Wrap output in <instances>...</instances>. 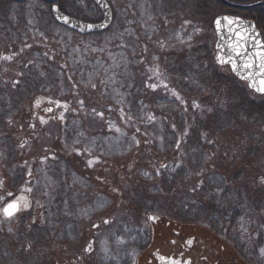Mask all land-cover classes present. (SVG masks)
Segmentation results:
<instances>
[{
	"label": "rangeland",
	"instance_id": "rangeland-1",
	"mask_svg": "<svg viewBox=\"0 0 264 264\" xmlns=\"http://www.w3.org/2000/svg\"><path fill=\"white\" fill-rule=\"evenodd\" d=\"M106 1L113 13L108 28L82 35L58 24L48 4L40 0H0V57H12L0 59V174L4 172L0 179L4 184L9 180V188L0 197L7 203L23 195L29 202V207L11 221L0 216V264H53L50 253L56 249L64 251L61 247L74 257L71 264H156L154 252L180 253L191 238L188 253L197 244L209 251L203 256L204 264H227L232 256L237 264H264L259 251L264 247V202L259 206L238 204L235 194L225 191V182L218 175H209L201 182L199 194L211 201L209 211L200 207L191 192H186L180 196L183 199L176 209H161L153 202L145 207L142 219L134 222L129 214L109 215L114 208L112 199L92 194V182L73 170L66 159L50 154L37 162H19L18 151L7 139L4 124L24 101L38 94L51 100L72 97L71 106L61 113L63 119L43 111L39 115L49 123L48 136L58 139L60 134L63 149L82 155L86 165L92 161L91 168L103 160L127 157L133 151L135 140L126 132L131 121L135 122L133 127L145 128L155 149L171 154L166 164L154 169L156 174L141 173L148 182L161 180L162 186L157 184L148 191L155 192L153 195L163 185L172 188L177 179L201 168L205 153L198 139L205 140L210 116H214V126L220 130L237 128L234 125L240 122L264 128L263 98H253L260 106L257 112L235 99L224 110L216 111L210 100L200 101L211 85H218L210 79L214 69L209 65L207 44H200L193 37L197 29L190 27V21L177 29L157 30L163 23L166 27L180 25L187 19L185 13L194 11L193 0H183V6L177 0ZM58 5L61 12L84 23L102 20L101 11L92 0H60ZM154 37L161 44L151 53L144 41ZM40 40L57 49L48 55L46 46L40 48ZM33 41L34 47L29 45ZM157 63L159 76L152 71ZM15 81L20 83L13 87ZM153 83L157 85L155 90L149 86ZM169 89L182 100L189 97L193 107L189 111L183 109V113L181 101ZM95 98L99 105L94 108ZM96 112L103 113V118ZM115 114L124 118L122 123ZM149 116L154 119L149 120ZM166 116L179 118H175L176 128H170ZM185 130L187 136L183 135ZM177 142L179 147H175ZM254 154L258 152L249 153ZM24 188L32 191L24 192ZM9 192L12 196H8ZM101 203L103 207L98 206ZM149 216H156V222ZM162 218L171 223L164 229L158 223ZM105 220L109 223L105 224ZM174 224L205 228L207 245L200 238V231L195 230L194 237H181L179 226ZM118 238L125 243L118 244ZM89 243L92 251L84 252ZM219 248L220 254L214 250ZM43 249L47 257L42 255Z\"/></svg>",
	"mask_w": 264,
	"mask_h": 264
},
{
	"label": "trees",
	"instance_id": "trees-1",
	"mask_svg": "<svg viewBox=\"0 0 264 264\" xmlns=\"http://www.w3.org/2000/svg\"><path fill=\"white\" fill-rule=\"evenodd\" d=\"M177 2L181 6L184 4V2L179 0H177ZM192 13L193 12L190 13L187 11V13H185L187 19H184L183 22L181 21L182 23L180 25H175L174 27L170 24V26H172L171 28L170 26L166 27L165 23H163L157 30L168 31V29H177L183 26L186 21H190V27L194 30L197 29L193 37L196 38L197 41L200 40V44H207L208 56L210 57L209 65L211 70L214 69V71H210V79L213 80L212 84H217L218 86L215 88L211 85L208 92L200 96V101L207 99L208 101L210 100V104L215 107V110L213 111H216L218 108L224 110V108L228 106V103L232 101V99H235V101L242 102V104L247 106L248 110L251 112L259 111L260 109L258 107L260 106L258 105L257 107L253 98L257 96L264 99V95H255L247 88L245 83L240 82L232 75L228 67H218L215 64V37L208 34L211 23L205 19L200 20V25L207 31L204 32L205 35L201 36L200 33L202 31L198 29L197 26H194L196 24L193 20ZM245 17L253 18L259 27L262 26L264 28V7L247 10ZM262 40H264V36L262 37ZM145 44L150 49L151 53H153L154 50L160 49L159 44H161V42L159 41V38L154 37L149 41H144V46ZM29 45L34 47L36 46V43L33 41L32 43H29ZM39 45L41 49H43V46H46L45 52L48 53V55L57 49V47L50 46L45 41L41 40ZM216 68L218 71H215ZM154 69L159 70L160 64L157 63V66H155ZM185 97L186 98L182 100L183 102L180 103L183 113H186L183 109L189 111L190 107H193V101L189 97ZM44 101L65 104L67 109L73 103L72 97H61L51 100L40 94L22 103L20 110H17L16 114L9 120L10 123L8 121L4 124L5 135L12 145L16 147L19 162H37L41 158L50 154L56 155L64 160L66 159L73 170L92 182V194L100 193L107 196L109 199H112L114 208L109 211V215H117L120 213L123 215L129 214L130 219L137 222L142 219L144 214H146L145 207H150L149 204H152L153 202L161 209L163 207H166L169 211L176 209L180 204V201L183 199L180 196L186 195V192H191L193 195L192 198H197L198 201H200V207H204V209L209 211L212 208L211 201L209 199L206 200L205 198L202 199L199 191H202L201 188L203 187L201 182H204L207 176L214 174L218 175L225 182V191L235 194L238 204L250 203L259 206L261 205V201L264 202V183L261 182L264 180V128L249 126L240 122L238 123L239 125H234L237 126V128L220 130L217 126H214V116H210L208 123H210L211 126L207 127L205 140H202L201 138L198 139V143L203 145L201 147L205 153L201 168L197 171L191 172L186 178L177 179L172 183V188L168 185H163L162 190H160L157 195H153L155 192H152L153 194L150 192L152 194L151 196L150 193L148 194V191L154 189L157 184L162 186V182L159 179H156L153 182H148L141 178V173L143 171H152L155 173L154 169L161 164H166L169 161L171 154L167 152L163 154L160 153V151H157L154 147L152 138L146 136L145 128L137 131V127H133L135 122L131 121L130 130L127 129L126 132H129L130 137H135V147L133 151L130 152L127 157L103 160L104 162L101 161L97 167L91 168L89 164L86 165L83 163L84 161L82 159L84 157L82 155L78 156L77 154H74V152H67L63 149L60 134L57 136L58 139L48 136L49 133L47 127L49 123L48 121H44L42 116L39 115V111H43L42 102ZM37 102L39 103L37 104ZM92 102L95 106H91H94V108L96 105H99V101L96 98L93 99ZM115 116L118 117V122L122 123V120H124V118H120L122 114L120 113V116L119 114H115ZM163 117L165 116L163 115ZM157 118L158 117H156V119ZM175 118H168L170 128L172 129L176 128ZM176 119L178 120L179 118ZM213 128H215L214 131ZM58 131L60 133V130ZM137 141L139 143H137ZM261 141L262 145H259ZM177 144L178 142L175 143V147H177ZM251 151H256L258 154L251 156L249 155ZM173 153L174 150L172 151V154ZM3 174L1 173L0 176ZM8 188L9 180H6L3 187L0 188V196H2ZM207 192H209V190H207ZM210 194H213L216 198L219 196L213 192H210ZM158 223H160L164 229L168 222L162 218ZM174 225L179 226L180 230L177 229V232H179L178 235L181 237H185L188 234H191V237H194V231H200V238H202V241L207 245L209 236L206 233L207 230L205 228L198 229V227L195 228L196 226L191 225ZM53 243L54 242L51 244L54 247L55 244ZM23 248H25V246ZM61 248H63L64 251L56 249L50 253V260L53 264H71L74 261V257L69 254L65 247ZM214 250L220 254L222 248ZM41 252L42 255H45V249ZM84 252H86L85 249ZM191 253V259L193 262V260H196L200 255L206 257L209 251H206L204 246L197 244L194 251ZM172 254L173 253H171V255ZM226 262L227 264H237L235 263L233 256L229 257Z\"/></svg>",
	"mask_w": 264,
	"mask_h": 264
},
{
	"label": "snow or ice",
	"instance_id": "snow-or-ice-1",
	"mask_svg": "<svg viewBox=\"0 0 264 264\" xmlns=\"http://www.w3.org/2000/svg\"><path fill=\"white\" fill-rule=\"evenodd\" d=\"M54 11H57V19L63 20L64 23H69V17L67 15H61L59 14L58 9H53ZM222 20L226 22V26L228 29L229 37H228V44L227 47L230 49V54L225 58L224 56L217 55L216 59L217 62L221 65L230 64L231 69L234 73H236L241 80H244L247 82L248 87L253 89L255 92L264 95V40H261L260 33L255 30V27L252 25L245 26L243 21L239 18H232L225 16L222 19H216L215 25H216V31L218 33H222ZM103 27V25H101ZM85 28L91 30L93 28L92 24L82 25L81 31H83ZM223 38V36H222ZM217 48H220V45H217ZM239 58V63H237V59ZM0 59L4 60H11V56H3L0 57ZM241 69L243 71H241ZM152 71L155 72L157 76L160 75L158 69H153ZM151 79V77H150ZM20 83V81L13 82V87H16V84ZM153 90L157 88V85L155 83L149 85ZM163 87L165 89H168L167 84H163ZM171 91V94L176 98V100L182 101V98L180 95L175 92L174 90L169 89ZM39 102H37L38 104ZM59 107L60 105L57 104ZM196 108H200L201 105L194 104ZM52 109L49 108L48 111H51ZM95 111V110H94ZM208 111L210 112L211 109L209 108ZM97 116H100L103 118V113L96 112ZM61 119H63V115L60 116ZM128 119H131V116L128 117ZM149 120H153L154 118L149 116ZM10 123V121H9ZM111 130V127H110ZM117 132L120 131V129H116ZM139 131V129H137ZM184 136L188 135L187 130L183 132ZM133 140H135V137H133ZM137 143H139L137 141ZM177 147H179V143L177 144ZM92 161H89V165H91ZM166 167V166H165ZM29 176L31 175V172L29 171ZM264 183V180L261 181ZM4 185V180L0 179V188H2ZM22 191L24 192H31V188H24ZM8 196H12V193L9 192ZM4 197H0V216H3L5 220L11 221L14 218L17 217V215L22 212L23 210H26L29 207V202L27 198L23 195L16 197L12 199L10 202L3 203ZM99 207H103V203L98 205ZM157 219L156 216H149V220L155 221ZM105 224H108L109 221L105 220ZM11 231V229H9ZM106 243V242H105ZM118 244L125 243L123 238L117 239ZM187 243L189 245L192 244V240H188ZM28 247H31V244L29 243ZM87 252L92 251V244L89 243L87 245V248L85 249ZM260 254L264 256V247H261L259 249ZM105 252H107V248L105 247ZM162 262L165 261V257H158ZM167 264H182L180 260L176 259H169L167 261ZM183 264H190V261H185Z\"/></svg>",
	"mask_w": 264,
	"mask_h": 264
},
{
	"label": "water",
	"instance_id": "water-1",
	"mask_svg": "<svg viewBox=\"0 0 264 264\" xmlns=\"http://www.w3.org/2000/svg\"><path fill=\"white\" fill-rule=\"evenodd\" d=\"M11 1H18L19 2V1H23V0H11ZM43 1H45L48 4H52L51 12H52V16L56 20V22H58L59 24L65 26V27H68V28H70L72 30L78 31L81 34L96 33V32H101V31L107 29L108 26L111 23L112 16H113L112 10H111V8L108 5V3H107L106 0H94L95 4L99 7V9L102 12V20L99 23L92 24L93 25V28L91 30L85 28L83 31H81V26L82 25H87L88 23H84L82 21H79L77 19H74V18H71V17L68 16L69 17V23L66 24V23L63 22V20H59V19L56 18L58 13H57V11H54L53 10V9H58L59 10V14L66 15L63 12H61V10L58 8V6L55 5V3L58 0H43ZM220 1L226 3L223 0H220ZM226 4H228L229 6H231L233 8H236V9L245 10V9H253V8L262 6V5H264V2H260V3L253 4V5H249V6H241V5H235V4H229V3H226ZM222 18L223 17H219L217 19H222ZM240 20L243 21V23H244L245 26L252 25V26L255 27L254 22H252L251 20H244V19H240ZM101 25H103V27H101ZM214 29H215V32H216V42H215V45H214V52H215L214 61H215L216 65H218V66H228L230 68L231 73L233 74V76L236 79H238L241 82H244L247 85V88L250 91H252L255 95L263 96L262 94H259V93L255 92L253 89L249 88L247 82L244 81V80H241L240 77L236 73H234L232 71L230 64L221 65L220 63L217 62V59H216L217 55H221V56H224L226 58L230 54V49L227 47V44L229 42V40H228L229 33H228L227 26H226V22H224L223 20H222V33H218L216 31V25H215V23H214ZM255 30L257 32H259L256 29V27H255ZM222 36H223V38H222ZM259 38L261 39V35H260ZM218 44L220 45V48L219 49L217 48V45ZM236 59H237V63H239V58H236ZM241 71H243V70L241 69ZM49 108H51L52 110L51 111H48ZM44 111H45L46 114H50V113H52L54 111V116L55 117H58L64 111V105H60L58 107L56 103H49V106L45 107L44 108ZM151 221L153 223L156 222V220L155 221L151 220ZM190 240H192V239H190ZM187 246L190 247L191 245H189L187 243ZM153 256H154L157 264H167V261L169 259H175L173 256H165V255L159 254L157 252H155L153 254ZM160 256L166 258L164 262H162L160 259H158V257H160ZM176 260H180V259H176ZM185 261H190V259H187Z\"/></svg>",
	"mask_w": 264,
	"mask_h": 264
},
{
	"label": "flooded vegetation",
	"instance_id": "flooded-vegetation-1",
	"mask_svg": "<svg viewBox=\"0 0 264 264\" xmlns=\"http://www.w3.org/2000/svg\"><path fill=\"white\" fill-rule=\"evenodd\" d=\"M40 1L45 3L42 0ZM180 1L183 2V0H180ZM223 1L229 4H235V5H241V6H249V5L257 4L260 2H264V0H223ZM193 2H194V5H193L194 11L192 13V17H193V20L195 21L197 28L200 29L203 33L207 31L204 30L202 26L200 25L201 19H205L211 23V26L208 30L209 32L208 34L212 35L213 37H216V32L214 29L215 20L219 17L228 16V17H233V18L251 20L252 22H254L257 30L260 32L261 37L264 36V28L262 26L259 27L253 18L245 17V13L247 10L259 9L261 7H264V5L253 8V9L241 10V9L233 8L220 0H193ZM59 3H60V0L56 2V5H58ZM48 6L50 7V5ZM183 248L184 249L183 250L181 249L180 253H173L175 254L173 257L175 259H180L182 263L186 260V258H188V256L190 257L192 256V253H188L189 248L187 249V247L185 246ZM168 254L169 253L164 254V255L169 256ZM190 264H204V258L202 256H198L196 260H193V263L191 260ZM213 264H218V263L214 262Z\"/></svg>",
	"mask_w": 264,
	"mask_h": 264
}]
</instances>
